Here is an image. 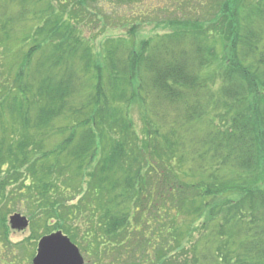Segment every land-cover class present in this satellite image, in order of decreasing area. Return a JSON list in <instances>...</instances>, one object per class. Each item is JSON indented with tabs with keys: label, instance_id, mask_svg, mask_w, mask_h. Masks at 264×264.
Masks as SVG:
<instances>
[{
	"label": "trees",
	"instance_id": "trees-1",
	"mask_svg": "<svg viewBox=\"0 0 264 264\" xmlns=\"http://www.w3.org/2000/svg\"><path fill=\"white\" fill-rule=\"evenodd\" d=\"M174 4L156 26L170 31L108 39L100 57L86 21L138 29L145 13L0 7L3 36H24L9 71L0 58L1 243L17 212L90 264H264V0Z\"/></svg>",
	"mask_w": 264,
	"mask_h": 264
},
{
	"label": "rangeland",
	"instance_id": "rangeland-1",
	"mask_svg": "<svg viewBox=\"0 0 264 264\" xmlns=\"http://www.w3.org/2000/svg\"><path fill=\"white\" fill-rule=\"evenodd\" d=\"M8 1L9 0H0V7L6 8L4 4L5 2ZM117 1L125 3V7L120 8L115 14L110 13L111 16L110 19L117 22H121L123 20H126L125 15L129 12L128 6H130L132 10L136 6L134 0H117ZM139 2L142 3L144 7L142 4H139L138 8L136 7L134 11L139 9L145 13L144 15L145 17H143L144 19L141 18V21L146 20L148 23L149 20L151 21L150 24L147 25L144 24L143 26H140L142 28L138 27V29H129V26H127L125 28L117 29V30L99 29L97 30L98 31L97 33L93 34L90 33V31L94 30L93 28L96 26L92 22L86 21V24L84 25L86 29L83 30L85 31L84 32L85 35L93 41L94 52L98 57H100L101 55L103 43L108 39L130 38V37H133L134 39V37H136L138 41H141L145 37H151V35L153 36L154 34H157V32H160V30H162L161 32L170 31L169 30L170 28L167 27L166 28L156 27V26L165 27V24L163 23L162 19L166 18L165 23H167L168 22L167 17L169 16L173 15L175 18L182 16V11L180 12L178 10L177 5L175 4L173 5L174 0H139ZM90 9H92V7L89 6V10ZM73 13H76V11H73ZM83 13H86V18L89 19L88 13L86 11H84ZM77 14H81V13L79 12ZM22 29H23L22 25L19 22H17V24H15L14 29L12 31L9 29L11 35L3 36V34L0 32V44L2 45L0 49V58H1V63L7 61V64L5 66V68H8L7 71H9L14 64L13 61H11L10 59L8 60V56L12 52L19 54L21 51V47L24 44V40H23L24 36L23 34L20 33L21 31H23ZM96 29L98 28L96 27ZM14 49L17 50L15 51ZM16 215L27 217L17 212L10 214V216L8 217V227L12 232V234L10 237V242L7 241V244L6 242L3 243L0 242V264H33V260L37 256L38 245L41 239L43 238L41 236L45 230V227H43L44 223H42L43 224L42 226L41 225L39 226L38 224L41 223L36 222V220L32 221L27 217L29 220V226L24 230H17V229L14 230L12 229L11 226V219ZM56 233L58 232H55V234ZM24 242L26 243L28 242V244L22 247ZM77 247L80 249L79 246ZM80 252L85 260V264L92 263L93 259L91 257H89L86 253L81 251V249Z\"/></svg>",
	"mask_w": 264,
	"mask_h": 264
},
{
	"label": "water",
	"instance_id": "water-1",
	"mask_svg": "<svg viewBox=\"0 0 264 264\" xmlns=\"http://www.w3.org/2000/svg\"><path fill=\"white\" fill-rule=\"evenodd\" d=\"M14 230H24L29 226L26 217L16 215L11 219ZM33 264H85L79 249L62 233L41 239Z\"/></svg>",
	"mask_w": 264,
	"mask_h": 264
}]
</instances>
